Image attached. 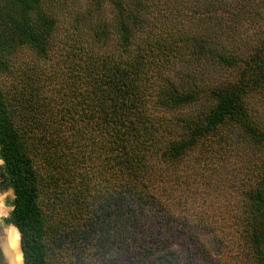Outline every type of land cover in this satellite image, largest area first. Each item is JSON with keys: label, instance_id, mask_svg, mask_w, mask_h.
I'll use <instances>...</instances> for the list:
<instances>
[{"label": "trees", "instance_id": "trees-1", "mask_svg": "<svg viewBox=\"0 0 264 264\" xmlns=\"http://www.w3.org/2000/svg\"><path fill=\"white\" fill-rule=\"evenodd\" d=\"M110 1L112 33L41 68L44 0H0V190L24 264H185L187 212L216 192L233 264H264V0Z\"/></svg>", "mask_w": 264, "mask_h": 264}, {"label": "rangeland", "instance_id": "rangeland-1", "mask_svg": "<svg viewBox=\"0 0 264 264\" xmlns=\"http://www.w3.org/2000/svg\"><path fill=\"white\" fill-rule=\"evenodd\" d=\"M42 9L55 19L56 26L53 33L56 34L52 60L39 61L41 68H48L56 63L62 68L64 62H62L61 54L73 48L80 38L83 41L87 36L89 39L95 33H112L119 15V9L110 0H44ZM26 55L28 58L29 53L24 56ZM1 166L2 161H0V168ZM218 194V192L211 193L200 200L195 199L197 202L193 209L187 212L185 225L188 233L180 238L181 244L178 245V252L185 264H233L231 258L234 255V249L229 244L221 243L220 235L214 230L233 229L232 219L237 208L223 201L225 199ZM14 198L12 190H0L1 247L4 242L7 243L6 239L16 229L14 225L4 222L5 218L11 217L14 210ZM18 235L20 240L19 232ZM80 254L83 263L94 262L90 251ZM19 255H21L20 251ZM3 263L4 258L0 250V264ZM61 263L81 264L76 262V259L73 261V257L66 263L60 257L58 264Z\"/></svg>", "mask_w": 264, "mask_h": 264}, {"label": "bare ground", "instance_id": "bare-ground-1", "mask_svg": "<svg viewBox=\"0 0 264 264\" xmlns=\"http://www.w3.org/2000/svg\"><path fill=\"white\" fill-rule=\"evenodd\" d=\"M7 243L4 242L2 245L3 251L9 259L10 264H23V257L20 248L19 235L16 229L12 234L6 239ZM19 249L21 255H19Z\"/></svg>", "mask_w": 264, "mask_h": 264}, {"label": "water", "instance_id": "water-1", "mask_svg": "<svg viewBox=\"0 0 264 264\" xmlns=\"http://www.w3.org/2000/svg\"><path fill=\"white\" fill-rule=\"evenodd\" d=\"M16 228V227H15ZM17 229V228H16ZM18 230V229H17ZM18 232H19V230H18ZM19 234H20V232H19ZM20 248H21V234H20ZM0 250H1V252H2V256H3V258H4V263L3 264H10V262H9V259H8V257L6 256V254H5V252L3 251V248L0 246ZM21 252H22V249H21ZM22 257H23V264H24V256H23V252H22Z\"/></svg>", "mask_w": 264, "mask_h": 264}]
</instances>
